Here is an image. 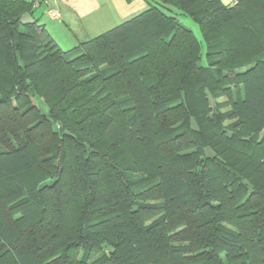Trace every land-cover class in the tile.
I'll use <instances>...</instances> for the list:
<instances>
[{
  "label": "trees",
  "instance_id": "16d2710c",
  "mask_svg": "<svg viewBox=\"0 0 264 264\" xmlns=\"http://www.w3.org/2000/svg\"><path fill=\"white\" fill-rule=\"evenodd\" d=\"M147 1L64 51L0 0V264H264V0Z\"/></svg>",
  "mask_w": 264,
  "mask_h": 264
},
{
  "label": "crops",
  "instance_id": "0c3cea01",
  "mask_svg": "<svg viewBox=\"0 0 264 264\" xmlns=\"http://www.w3.org/2000/svg\"><path fill=\"white\" fill-rule=\"evenodd\" d=\"M32 2L33 0H27ZM58 9L61 21L44 27L64 51H71L83 41L95 38L146 11L147 0H48ZM230 5L234 0H221ZM38 23L46 16L42 5L32 15ZM40 16V17H39ZM67 45V46H66Z\"/></svg>",
  "mask_w": 264,
  "mask_h": 264
},
{
  "label": "rangeland",
  "instance_id": "374dc122",
  "mask_svg": "<svg viewBox=\"0 0 264 264\" xmlns=\"http://www.w3.org/2000/svg\"><path fill=\"white\" fill-rule=\"evenodd\" d=\"M180 22L183 23L185 26H187L189 29H191L195 33V35L198 37V39L201 41L202 46H203L202 63L203 65H205L206 64V45L202 39V35H201L198 25L195 24L190 18H187V17H180ZM52 23L53 22L47 16H41L40 19H38L39 26H43V27L46 26L49 28L52 25ZM210 101H211V104L215 106L214 101L212 99H210Z\"/></svg>",
  "mask_w": 264,
  "mask_h": 264
},
{
  "label": "built area",
  "instance_id": "2783aa9c",
  "mask_svg": "<svg viewBox=\"0 0 264 264\" xmlns=\"http://www.w3.org/2000/svg\"><path fill=\"white\" fill-rule=\"evenodd\" d=\"M42 5L45 6V14L52 21H61V14L57 8L50 4L48 0H34L33 9L37 10Z\"/></svg>",
  "mask_w": 264,
  "mask_h": 264
},
{
  "label": "water",
  "instance_id": "95a60500",
  "mask_svg": "<svg viewBox=\"0 0 264 264\" xmlns=\"http://www.w3.org/2000/svg\"><path fill=\"white\" fill-rule=\"evenodd\" d=\"M20 23L24 26L34 25L36 20L33 18L32 14L26 13L20 18Z\"/></svg>",
  "mask_w": 264,
  "mask_h": 264
}]
</instances>
